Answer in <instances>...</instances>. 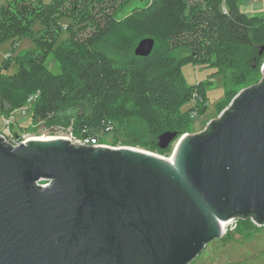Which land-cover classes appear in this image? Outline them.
I'll use <instances>...</instances> for the list:
<instances>
[{"label": "water", "instance_id": "95a60500", "mask_svg": "<svg viewBox=\"0 0 264 264\" xmlns=\"http://www.w3.org/2000/svg\"><path fill=\"white\" fill-rule=\"evenodd\" d=\"M154 46L143 38L135 54ZM209 125L179 138L173 162L68 137L12 146L0 135V264H189L223 222L263 226L264 75ZM176 137L167 131L159 145Z\"/></svg>", "mask_w": 264, "mask_h": 264}, {"label": "trees", "instance_id": "16d2710c", "mask_svg": "<svg viewBox=\"0 0 264 264\" xmlns=\"http://www.w3.org/2000/svg\"><path fill=\"white\" fill-rule=\"evenodd\" d=\"M130 1L10 0L3 5L0 43L30 35L35 47L19 53L14 74H4L12 54L0 65V113L10 115L38 92L31 111L36 122L72 126L81 136L84 129V135L105 132L107 122L117 134L123 122L138 120L145 132H131L129 142L165 152L160 135L176 132L177 139L190 127L194 110H183L184 105L194 99L198 112L207 107L210 82L189 84L185 64L209 63L220 74L232 68L234 86L255 80L264 55V13L243 12L241 0H152L118 18ZM63 17L69 19L70 35L59 42ZM39 21L42 28L35 32ZM146 37L155 39L154 49L138 56L135 48ZM245 47L257 50L248 60L239 54ZM51 50L61 73L45 65ZM210 131L209 125L204 132ZM119 139L115 135V143Z\"/></svg>", "mask_w": 264, "mask_h": 264}, {"label": "rangeland", "instance_id": "374dc122", "mask_svg": "<svg viewBox=\"0 0 264 264\" xmlns=\"http://www.w3.org/2000/svg\"><path fill=\"white\" fill-rule=\"evenodd\" d=\"M10 0H0V8L7 4ZM46 3H51L52 0H44ZM152 0H131L126 3L118 12V18H124L129 15L137 7H142L149 4ZM240 8L243 12L255 15L264 13V0H241ZM64 29L59 35V42L69 37V31L66 29L69 25L68 17L60 18ZM42 28L41 22H37L33 26L36 32ZM35 41L32 36L25 35L21 38L8 39L0 43V65L4 59L12 54L13 61L11 65L4 71V74L11 75L18 71V63L16 57L23 51L34 48ZM256 49L245 47L239 50V54L244 59H249L255 55ZM45 65L53 73H61L62 68L59 61L56 59L54 52L51 50L47 53ZM264 55L259 62V69L255 73V80L249 81L246 85L234 86L232 80V68L222 70V74L217 73V67L209 63H187L182 67L183 74L189 84L209 81L205 85V95L207 98V107H203L200 112L195 110L196 101L191 99L184 105L183 110H194L192 113V122L190 127L184 131L177 139L171 141L165 152H159L157 149L140 143H130V133L139 132L144 134V125L138 120H131L127 123L123 122L119 125L120 129L116 134L115 125L109 131L100 132L101 141L113 147H132L144 150L150 153L160 155L165 158H170L173 155L174 149L179 138L185 134H198L203 132L209 123L218 119L220 114L229 107L233 98L244 89L258 84L263 78ZM195 108V109H194ZM32 112L28 111L27 117H23L20 112L14 111L13 116L15 122L6 126L4 117L0 113V134H4L7 138L10 135L19 133V135H28L30 137H56L66 136L70 130H74L71 126L63 127L61 125H49L43 121H34ZM31 124V125H30ZM29 126V127H28ZM117 126V124H116ZM75 133V131H73ZM76 134V133H75ZM115 135L120 138L118 143H115ZM48 182L41 180L39 184L45 185ZM251 220V221H250ZM246 220L236 218L228 222L223 234L220 238L210 241L205 248L189 263V264H264V225L256 224L252 219Z\"/></svg>", "mask_w": 264, "mask_h": 264}, {"label": "built area", "instance_id": "2783aa9c", "mask_svg": "<svg viewBox=\"0 0 264 264\" xmlns=\"http://www.w3.org/2000/svg\"><path fill=\"white\" fill-rule=\"evenodd\" d=\"M38 95H39L38 92L30 95L29 98L27 99L26 103L24 105L18 107L15 111L20 112L23 115V117H27L28 111H30V112L32 111V106H33L34 102L36 101V99L38 98ZM13 112L9 116L4 117L3 121H4V124L6 126L11 125L15 122V118L12 115ZM112 128H113L112 122L105 123V126H104L105 130L104 131H109ZM69 129H71V126H69ZM73 131L74 130H70V133L67 134L66 136H56V137H68L67 139L76 145L113 147V146L107 145L105 142L101 141V136L99 134L100 132L97 134L88 133V134L84 135V133L87 132L84 129V133L81 136H78ZM102 133H103V131H102ZM0 135L3 136L4 139L8 143H10L12 146L20 145L21 143H25L26 140L32 138L28 135H19V134L10 135L9 136L10 138H7V136H5L4 134H0ZM34 137H37V136H34ZM113 148H118V147H113ZM233 220H235V219H231V220H229V222H231Z\"/></svg>", "mask_w": 264, "mask_h": 264}, {"label": "bare ground", "instance_id": "6f19581e", "mask_svg": "<svg viewBox=\"0 0 264 264\" xmlns=\"http://www.w3.org/2000/svg\"><path fill=\"white\" fill-rule=\"evenodd\" d=\"M33 138H36V139H43V138H56L55 136L54 137H43V136H37V137H32L31 139H33ZM165 158V157H164ZM167 160H169L170 162H173V160H174V157H170V158H166ZM229 221H225V222H223V231H224V229H225V227H226V225H227V223H228Z\"/></svg>", "mask_w": 264, "mask_h": 264}, {"label": "flooded vegetation", "instance_id": "af4514ba", "mask_svg": "<svg viewBox=\"0 0 264 264\" xmlns=\"http://www.w3.org/2000/svg\"><path fill=\"white\" fill-rule=\"evenodd\" d=\"M241 219H246V218H241Z\"/></svg>", "mask_w": 264, "mask_h": 264}]
</instances>
